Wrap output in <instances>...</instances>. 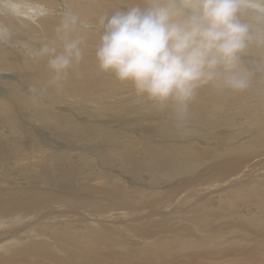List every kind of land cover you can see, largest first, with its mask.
Here are the masks:
<instances>
[{"label": "rangeland", "instance_id": "obj_1", "mask_svg": "<svg viewBox=\"0 0 264 264\" xmlns=\"http://www.w3.org/2000/svg\"><path fill=\"white\" fill-rule=\"evenodd\" d=\"M50 7L53 8L45 5L44 9ZM10 8L7 0H0V14L6 13L17 26L0 21V31L6 36L1 40V57L8 65L0 67V97L4 100L0 102V222H4L0 226V239L5 235L0 245L17 237L26 221L23 216L29 217L30 211L57 205L68 206L60 210L65 212H61L64 217L59 216L66 220L42 221L45 228L61 225L69 219L79 220L77 226L80 227L85 222L109 227L115 223L113 217L104 219L100 214L89 217L90 208L84 205L91 202L100 213L123 217L129 226L146 228L156 222L168 235L180 231L187 238L193 234L209 237L207 245L215 246L211 250L212 257L222 241H233L227 238L237 236L241 228L249 227L248 223L264 219V212L251 205L263 199L255 195L253 189L264 190V104L257 107L255 99L248 98L246 103H254L243 107L239 97L241 89H199L197 94H204L199 100L204 111L214 112L213 107L217 105L218 110L227 115H221L225 122L216 123L208 130L202 126L205 120L210 121L208 116L190 118V110H198L191 101L181 106L172 100H150L138 96L131 83L115 77L106 92L92 90L87 95L83 91L70 94L64 87L50 86V90L59 95L48 103L46 86L39 79L34 83L37 70L34 66L27 69L22 65H26L23 61H34L35 53L45 43L55 39L59 49L62 43L53 37L57 35L41 30L27 34L29 25H22ZM242 15L257 31L241 60L254 77L248 84L263 88L264 26L253 20L249 12ZM90 23L94 21L84 19V24L90 25L86 28L100 36L102 30L91 27ZM78 26L84 27L83 24ZM88 51V47L82 51L81 59ZM96 62L94 56L87 65ZM77 70L76 66H71L67 73ZM98 82L103 84V79ZM16 85L21 86L14 89L18 88ZM33 86L35 92L31 90ZM16 90L23 94H16ZM25 95L31 98H24ZM43 98L48 105L39 104ZM221 116L214 115V119L218 121ZM8 121V125L14 126L13 130L4 127ZM213 124L211 119L210 127ZM39 146L45 151L34 157ZM146 146L158 150H167V147L178 150L181 146V155L189 161L178 160L183 163V169L178 165L172 172L162 167L160 160L133 172L130 158L144 159L149 149ZM64 159L70 165L64 164ZM140 167H143L142 162ZM185 169L190 170L184 172ZM240 195L248 197V205L238 198ZM11 198L18 199L11 204L13 211L4 208ZM135 208L137 210H132ZM5 209L8 214L4 216ZM39 223L33 222L35 230L32 232L38 231ZM12 227L16 229L8 234L3 232ZM180 227L182 230L178 229ZM263 227L264 221L248 232L247 239L252 244L257 243V231ZM141 232L151 233L145 229ZM226 249L228 246L216 250V255H225ZM200 254V251L190 250L184 254L178 252L173 260L177 264H200L201 261L194 259ZM226 254L229 257L239 252L233 249ZM139 255L135 264H145L147 255ZM159 258H163L161 263H164L167 256ZM212 263L225 264L223 261Z\"/></svg>", "mask_w": 264, "mask_h": 264}, {"label": "bare ground", "instance_id": "obj_2", "mask_svg": "<svg viewBox=\"0 0 264 264\" xmlns=\"http://www.w3.org/2000/svg\"><path fill=\"white\" fill-rule=\"evenodd\" d=\"M7 3L9 7L11 6V14L16 18H19V22L22 23V25H29L30 28L26 30L27 34H30L29 32L32 33L33 30H41L44 33H48L49 35H57L56 28L63 18L65 11L68 9H71L74 13L78 14L80 20L83 21V23L84 19L92 20L94 21V23H90L92 24L91 27L100 28L97 22L102 15H110L117 10H126L129 7L136 5H139L141 7L144 6L143 0H7ZM45 5L53 6V8L50 7L44 9ZM249 15L252 16L251 13H249ZM245 20L249 19L245 18ZM0 21H6L12 27L17 28L16 24L7 16L6 13L0 14ZM261 25L264 26V23H261ZM100 29L103 31L102 28ZM71 36L82 37L81 51H86V47H88L89 51L83 59H80L79 62H74L72 64L73 67L76 66L78 68L77 72L69 74L66 72V75L61 78L57 86L64 87V91L70 94H73V91H83L86 95L92 90L106 92L107 87L113 85V82L115 80L114 75L110 72L101 71L99 67H97V62L87 65V62L93 59V57L95 56V50L99 45L100 36L92 32V30L87 29L86 27L82 28L79 26L73 33H71ZM53 37L57 38V36ZM57 49L61 50L58 47ZM2 53L3 46L0 40V67H8V65L4 63V59L1 57ZM23 62L26 65H20L25 66V68L27 69L29 68V66H34V68L37 70V77L34 83L37 84V79H39V81H41V84L43 86H46V94H48V100L46 101L48 103L54 96L59 95V93L56 94L55 92H52V90H50V86H48V81L51 79L52 73L47 66V58L41 59L36 57L34 58V61L26 60ZM252 75L253 74L250 73L248 80L254 79ZM101 78L103 79V84L98 82V80ZM16 86H18V88L15 87L14 89H19L21 85ZM247 86L248 87L240 90L241 95L239 97L241 98L243 107L251 106V104L254 103H246L245 99L248 98H250V101H254L253 99H255L256 102L254 104H256L257 107H261V105L264 104V86L263 88H259V86H254L253 83H249L247 84ZM205 88L217 90H225L226 88H217L212 84L200 86L195 89L194 95L191 97V99L188 100L191 101V103L198 109L190 110V118L196 119L195 117H197V119H199L202 118V116H204V118L205 116H208L210 118V121L211 119H213V127H210V121L206 122L205 120L204 125L201 123L202 126L206 127L209 130L211 128H214L216 123L221 124L222 122H225L222 119L223 116L221 115L225 116L226 113L218 110L217 105L213 107L215 109L214 112H212L211 109H207L208 111H204L205 108L203 109V104L201 101H199L202 99V96L204 94L202 92V94H197V92H200L199 89ZM60 91L62 90L60 89ZM214 92L217 91L215 90ZM15 93L18 95L23 94L18 90H16ZM259 93H261L262 95H260ZM24 98H31V96L25 95ZM46 101L43 98V100L39 104L48 105ZM0 102H4L1 97ZM228 104L230 103L228 102ZM200 107H202V110H199ZM6 113L7 112L4 110L3 114ZM198 115L200 116L198 117ZM214 115H218L221 117L217 121L214 119ZM208 117L206 118L208 119ZM8 123L9 121L6 123V125H4V127L13 130L14 126L12 124L8 125ZM146 147L147 149H149L145 151L144 159L143 157H141L142 159L140 158L141 160L136 159L133 156L130 158L131 160L129 164L131 165L133 172L137 173L140 169L153 165L157 160L161 161L162 167H165L168 171L172 172L178 165V168L183 169L184 165L180 161H189L187 158H184L185 156L183 157L181 155V146H179L178 150H173V147H167V150H158V148L155 147L154 149H151V146ZM235 150H237V148H234V151ZM44 151L45 149L43 148V146H39L38 151L36 152L34 157L39 156V154L41 155V153H44ZM63 161L64 164L70 165V162L68 160L64 159ZM141 162L143 167H140ZM198 165L200 164L197 163L196 167H199ZM190 169H185L184 172H189ZM257 187L258 186H256V189L259 188ZM253 190V193H255V195L263 199L259 203H253L251 205L258 211L264 212V190L263 188L255 190V187ZM260 192H263V194H259ZM238 198H242L241 201H244V204L248 205V201H246V198L248 197L246 195H240L238 196ZM5 199V201L8 200V198ZM11 199L12 200L9 202V205L7 202L8 206H4V208H7V210L10 211L12 210L11 204L13 203V200H18L17 198ZM63 206L57 205L51 209L46 208L33 210L30 211L29 217H26V215L25 217L23 216V219H26V221L23 222L22 231L17 234V237L12 242H8L5 240V242L7 243L0 245V264H135L139 260V254L147 255L144 261L145 264H177L173 260V257H175L178 252L184 254L189 250L190 252L200 251L201 254L196 255L194 259L195 261H201V263L204 264H213L212 262L222 261L225 264H253L255 262L264 264V227L257 231V233L259 234L256 238L257 243L252 244L247 239L248 232L255 226L258 227L260 224H262L264 219L248 223L249 227L241 228L237 236L227 238L233 239V241H222V243L220 244L221 246H218L214 250V257H212L211 250L215 248V246H210L211 244L207 245V241L210 239L209 237L206 238L200 234H193V236L187 238L180 231H175L172 232L171 235H168L161 230L160 226L158 227V224L156 222H154L153 224H149L146 228H137L134 225L129 226L125 222L127 220H125L123 217L114 218L113 214H109V212L100 213V210L96 209L98 207H95V205H93L91 202L84 205V207L91 209H89L88 211L90 215H86H89V217L101 215V217L104 219L113 217L112 220L115 219V223L113 225L111 224V226L109 227L99 224H93V222H85L81 223L83 224V227H80L77 226L79 220H77V222L76 220L69 219L61 225L45 228V225H43L44 223L42 221L49 222V220H51L53 223H58L66 220L63 218H59V216L64 217V215L61 214V212L64 211L60 210L62 208L68 207L65 205ZM7 210H3L4 212L2 213L4 214V216L6 215L5 213L7 212ZM132 210H137V208ZM28 221H30V223L27 224ZM33 222L41 223H39V225L37 224V232H32V230H35V227H33ZM3 223L4 222L1 221L0 226ZM182 228L183 227H180L178 229L182 230ZM14 229H16V227L4 230L3 232H6L5 234H8L9 231H12ZM143 229L148 230L151 233H140V231ZM4 239L5 235L0 239V241H3ZM223 246H228V249H226V253H229L230 251L235 249L238 250L239 255H233L229 257H227L228 254L226 253L222 256L216 255V253L218 252L215 251L218 249H222ZM160 255L167 256L164 263H161L164 259H160ZM210 259L212 260L211 262L209 261ZM240 259H244L245 262L240 261ZM185 264H190V262H186Z\"/></svg>", "mask_w": 264, "mask_h": 264}, {"label": "clouds", "instance_id": "obj_3", "mask_svg": "<svg viewBox=\"0 0 264 264\" xmlns=\"http://www.w3.org/2000/svg\"><path fill=\"white\" fill-rule=\"evenodd\" d=\"M143 4L99 18L103 31L95 58L101 71L131 83L138 96L181 106L203 85L247 86L250 72L241 55L257 29L242 14L249 12L257 23H264V0H143ZM80 24L90 27L66 10L56 28L62 49L54 39L35 53L47 58L52 73L48 86H57L82 58V37L71 36ZM5 38L0 31V40ZM31 90L35 92V86Z\"/></svg>", "mask_w": 264, "mask_h": 264}]
</instances>
